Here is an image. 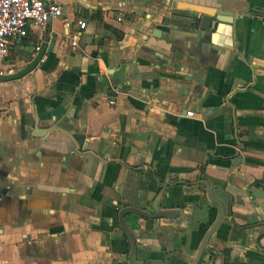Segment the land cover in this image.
Wrapping results in <instances>:
<instances>
[{"label": "crops", "instance_id": "crops-1", "mask_svg": "<svg viewBox=\"0 0 264 264\" xmlns=\"http://www.w3.org/2000/svg\"><path fill=\"white\" fill-rule=\"evenodd\" d=\"M54 1L4 63L47 46L0 83V264H192L202 182L200 264H264V0Z\"/></svg>", "mask_w": 264, "mask_h": 264}, {"label": "built area", "instance_id": "built-area-1", "mask_svg": "<svg viewBox=\"0 0 264 264\" xmlns=\"http://www.w3.org/2000/svg\"><path fill=\"white\" fill-rule=\"evenodd\" d=\"M63 18L61 5L54 0H0V77L13 75L12 66H4L14 60L15 47L27 37L29 28L44 31L49 20ZM63 27L69 31L70 47L76 51L81 39V32L86 27L84 20L75 23L63 20ZM40 46L30 52V60L38 53ZM108 103L114 105V100ZM188 116L192 117L193 113Z\"/></svg>", "mask_w": 264, "mask_h": 264}, {"label": "water", "instance_id": "water-1", "mask_svg": "<svg viewBox=\"0 0 264 264\" xmlns=\"http://www.w3.org/2000/svg\"><path fill=\"white\" fill-rule=\"evenodd\" d=\"M155 33H154V35L157 36L158 32H155ZM46 48H47L46 44H42L40 46L38 53L35 55V57H33L30 60V57L28 56L29 62L26 64V66H24L23 68H21L20 70L15 72L13 75L0 77V83H7V82L20 80L21 78L32 73L40 65V63H41V61L45 55ZM202 183L204 184V186L206 188L207 197H208L209 201L211 202V204L217 206V208H218V216H217L216 221L211 226L209 231L206 233L204 239L202 240V242L198 248V251L194 257L192 264H200L203 253L207 249L209 240L214 236V233H215L218 225L220 224V222L223 218V213H224V208H223L222 203L213 196V192H212V189L209 186V184L207 182H202ZM259 191H262V189H260ZM255 196L258 197L257 194H255Z\"/></svg>", "mask_w": 264, "mask_h": 264}]
</instances>
